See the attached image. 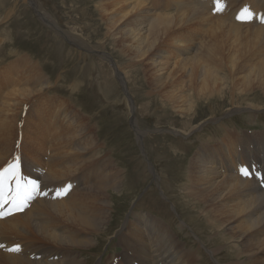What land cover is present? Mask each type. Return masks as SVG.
Instances as JSON below:
<instances>
[{
    "label": "bare ground",
    "instance_id": "6f19581e",
    "mask_svg": "<svg viewBox=\"0 0 264 264\" xmlns=\"http://www.w3.org/2000/svg\"><path fill=\"white\" fill-rule=\"evenodd\" d=\"M21 1L60 29L34 0ZM146 1L93 0L103 16V26L95 31L118 40L116 55L129 67L134 64L143 74L147 70L152 82L147 95L159 96L186 118L180 134H191L207 119L198 118L199 103H218L226 94L227 114L245 110L252 116L264 109L262 0H228L227 6L238 2L233 10L218 6L217 0H170L160 4V11ZM18 6L15 0L0 22ZM65 38L78 42L70 33ZM117 63L114 75L133 99L127 91L128 76L125 79V70ZM49 80L26 56H17L0 69V169L22 151V169L29 170L28 164L31 169L21 180L36 185L31 191L34 199L22 205V212L12 204L0 207L5 216L0 218V264H87L82 252L93 250L97 235L113 221L110 189H121L123 169L106 156L99 161L97 136L85 127L80 111L63 99L46 96ZM252 93L259 94L257 102L247 101ZM220 128V136L205 139L188 157L180 190L213 225L214 237L226 241L225 247L206 248L212 258L217 260L215 254L226 248L233 257L227 264H264V129L239 132L224 124ZM23 131L30 139L23 136L27 153L14 146ZM79 137L82 142L75 140ZM242 169L249 174L243 175ZM5 183L15 186L13 180ZM185 221L181 219L178 228L188 226ZM116 231L115 237L124 242L123 254L118 255L120 260L124 256L122 264H199L201 255L149 214L125 220ZM16 246L19 251L9 250Z\"/></svg>",
    "mask_w": 264,
    "mask_h": 264
},
{
    "label": "rangeland",
    "instance_id": "374dc122",
    "mask_svg": "<svg viewBox=\"0 0 264 264\" xmlns=\"http://www.w3.org/2000/svg\"><path fill=\"white\" fill-rule=\"evenodd\" d=\"M34 1L42 12L55 20L60 29L39 18L28 1L27 6L18 0L16 11L0 22V69L17 56H26L39 64L51 82L46 96L63 99L80 111L85 127L92 129L101 144L99 161L106 156L123 169L121 189H110L115 208L111 226L97 235L98 245L88 254L82 252L81 257L88 260L87 264H115L119 261L122 264L124 256L120 260L118 255L123 254L120 244L124 242L115 237L116 230L125 220L149 214L167 224L196 255L200 254L197 257L199 264H227L233 257L223 248L226 241L214 237L213 225L200 216L192 203L186 201L180 186L184 185L187 159L202 141L210 136H220L223 124L239 132L263 131L264 109L254 111L252 116H248L245 110L227 114L224 112L230 105L227 94L218 103L201 102L197 115L201 120L207 118V121H203L201 128L183 136L178 128L184 125L186 118L163 103L159 96L147 95V90L152 88V82L145 74L147 70L143 74V70L138 72L134 64L129 67L124 57L116 55L120 44L118 40L114 41L110 36L107 38L106 33H96V27L103 26L100 23L103 16L93 0ZM167 1L170 0H148L145 3L160 11L163 8L160 4ZM14 2L0 0V18ZM227 2L221 0L218 6L226 7ZM237 6L238 2L228 4L227 8L233 10ZM169 9L174 11L171 5ZM214 12L209 14L213 16ZM66 33L75 35L78 42L67 40ZM109 54L110 57L107 56ZM115 62L125 70V79L128 76L127 91L133 99L125 94L118 77L114 75L112 69L115 70ZM132 62L139 63L137 59ZM138 68L144 69V66L139 64ZM258 97L259 94L252 93L247 101L257 102ZM23 136L27 138L28 134L23 131ZM22 138L19 136L20 145L14 146L27 153ZM82 138L75 140L82 142ZM21 155L23 157L22 151ZM27 168L31 169L29 164ZM181 219L186 220L188 226L183 225L180 229L178 224H183ZM197 237L204 243L201 244ZM216 246H223V250L214 256L218 261L206 249L214 250Z\"/></svg>",
    "mask_w": 264,
    "mask_h": 264
},
{
    "label": "snow or ice",
    "instance_id": "6c2138e0",
    "mask_svg": "<svg viewBox=\"0 0 264 264\" xmlns=\"http://www.w3.org/2000/svg\"><path fill=\"white\" fill-rule=\"evenodd\" d=\"M217 3H219V0H217ZM18 167L19 163L16 161L7 167L0 169V207L7 203L12 204L17 211H22V205H24L28 199L32 198L31 191L35 190L36 185L34 182H21ZM241 172L245 176L249 174L248 171L244 169H242ZM8 180L15 181V186L6 187L5 182ZM3 216L4 213L0 212V218H3ZM9 250L19 251V246Z\"/></svg>",
    "mask_w": 264,
    "mask_h": 264
}]
</instances>
